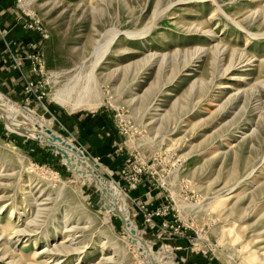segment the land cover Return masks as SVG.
Instances as JSON below:
<instances>
[{"label":"rangeland","instance_id":"1","mask_svg":"<svg viewBox=\"0 0 264 264\" xmlns=\"http://www.w3.org/2000/svg\"><path fill=\"white\" fill-rule=\"evenodd\" d=\"M15 2L21 28L25 11L47 38L33 32L38 41L26 49L33 78L16 60L7 66L23 94L0 85V96L26 113L23 121L6 113L92 161L158 264H264V0ZM32 53L43 56L41 75ZM29 81L37 87L27 94ZM64 90L65 105L55 99ZM94 128L112 138L111 151ZM132 164L143 177L129 187L121 173ZM100 196L54 148L0 120V264H42L68 235L65 245L78 250L58 264L79 256L78 264H144L116 213L104 221ZM164 207L165 216L144 222L142 212ZM11 211L23 234L7 227Z\"/></svg>","mask_w":264,"mask_h":264},{"label":"bare ground","instance_id":"2","mask_svg":"<svg viewBox=\"0 0 264 264\" xmlns=\"http://www.w3.org/2000/svg\"><path fill=\"white\" fill-rule=\"evenodd\" d=\"M255 12H259V10H255ZM231 21H233V23L235 25L240 26L239 23L235 22L233 19H231ZM116 34H117L116 31H112L109 33V35L106 39V42L103 46L102 53L99 55V57L96 60L97 63L107 54V52L111 48V46L114 43V40L116 38ZM127 34H129V33H126V35ZM250 36H251V34H250ZM199 58H200V56L197 57V59H199ZM240 63H242V62H240ZM245 65H247V64H245ZM66 94H68V90L59 91L57 94V97L55 99H57L60 103H63V105H65L68 102V99H66L67 98ZM57 100H55V101H57ZM6 109H8V111L9 110L16 111V112L20 111L18 109V106L14 102H12L10 100L3 101L1 99V96H0V111H1L0 114L2 113V115L5 117V120L7 122V127L9 128V130L10 131H17V132L22 133V134H29L32 132H37L35 135L38 138V140L46 143L52 149L54 148L64 158V160L67 161V165L70 168V172H72L73 175H76V179H81L84 182L93 185L98 191L101 192L102 203L106 207L104 221L107 222L109 220V215H111L112 211H114L116 213V215H120L122 217V219L124 220V226H122V228L130 240L132 238L135 240V242L133 243L134 249H135L136 253L138 254V256L142 259L143 263L144 264H158L156 261H154V259H156L155 255H153L150 252L148 246L142 241L141 235L138 233V230H137V227L135 226V223H133L128 218V212L126 211L127 210L126 204L124 202V199L122 198L123 197L122 194L115 188V186L113 185V183L111 181H109L107 178H105L100 173V171L96 168V166L93 164V162L91 164L86 157L85 158L83 157V154L79 149L78 150L81 152V154L76 150L75 146H73L70 143H67L66 141L61 139L59 136L53 135L52 133H50L44 129H40V130L39 129H31L28 126L26 127V126H22V125L16 123L9 116L12 114L8 115L6 113ZM36 127H38V126H36ZM2 208L0 209V212H1ZM8 217H9L8 218L9 220H8L7 227H9L10 230L12 231L11 234L12 235L23 234L24 231L18 230L17 227L12 228L13 224L11 221L14 217V214L12 211H11V213H9ZM131 231H133V234H131ZM69 237H70L69 235L62 237V242H60V246L56 248L54 245L53 249H51V251H50V254H49L50 257H48V260L43 262L42 264H49V263H53V262H54V264H58V262H60L61 255L64 256L66 254L76 252L78 249L65 245L68 241H71V239H69ZM45 240H46L45 242L47 243L48 238H46ZM45 253H46V250H44V249L40 250L39 252L36 253L35 257L40 258ZM79 257L76 259L75 264H78L79 260L81 259ZM50 259H52V261H50ZM102 260H104V256L101 257L100 261H102Z\"/></svg>","mask_w":264,"mask_h":264},{"label":"crops","instance_id":"3","mask_svg":"<svg viewBox=\"0 0 264 264\" xmlns=\"http://www.w3.org/2000/svg\"><path fill=\"white\" fill-rule=\"evenodd\" d=\"M16 13L15 0H0V85L11 90L15 98L23 94L22 79H20L21 77L15 70H11L7 66L16 60L23 67V74L28 78H33L29 72L25 54H27L28 45L38 41V36L35 33L22 30L16 20ZM4 59H7V61ZM97 124L99 126L98 121H96ZM93 134L96 135L95 140L100 142V144L105 143L107 145L109 143V151H111L113 146L110 145L112 143L110 136H102L97 128H94Z\"/></svg>","mask_w":264,"mask_h":264},{"label":"built area","instance_id":"4","mask_svg":"<svg viewBox=\"0 0 264 264\" xmlns=\"http://www.w3.org/2000/svg\"><path fill=\"white\" fill-rule=\"evenodd\" d=\"M20 1V0H19ZM23 19L20 16V20H23L24 23H22V30L26 31V32H35L36 34L40 35L42 38L46 39L47 35L43 29L42 24L37 21L32 19V16H30L29 13L23 11ZM25 18H27L28 20H26ZM27 59L30 63L31 66V71L36 75H41L43 70H44V61H43V56L42 54L39 53H32L29 54L27 56ZM16 65V64H13ZM13 68L15 69V66H13ZM37 87V84H34V82L29 81L26 82V84L24 85V91L27 94H30L34 91V88ZM97 162V160H95ZM143 177V168L138 166V165H130L127 169H125L122 173H121V179L122 181L127 184L129 187H132L136 184H138L141 180V178ZM163 186V185H162ZM168 211V207H164L161 209H155L153 211H146V212H142L143 216H144V222L146 224H151L152 220L154 218H161L163 216H165L167 214ZM163 227H167L164 223L162 224ZM177 228L179 229V227H175L173 228L172 232H168V234H172V235H177L176 233L178 232ZM165 231V230H164ZM167 232V231H165Z\"/></svg>","mask_w":264,"mask_h":264},{"label":"water","instance_id":"5","mask_svg":"<svg viewBox=\"0 0 264 264\" xmlns=\"http://www.w3.org/2000/svg\"><path fill=\"white\" fill-rule=\"evenodd\" d=\"M1 99H2L3 101H7V100H8V98H7L6 96L2 95V94H1ZM0 112H1V111H0ZM22 113L25 114L26 111H25L23 108H20V112H18V113H16V114L14 115V118H15L16 121H23L24 116H23ZM0 120H1V122L4 124L5 129H6L9 133H13V134H16V135H18V136H22V137H25V138H28V139H36V140H38V138H37L36 135H35L37 132H32V133H29V134H22V133H19V132H17V131H10L9 128L7 127V122H6V120H5V117L2 115V113L0 114ZM26 121H27V120H26ZM76 150L81 154V152H80L77 148H76ZM89 162L92 164V161L89 160ZM117 217L120 219L122 226H124V220L122 219V217H121L120 215H117ZM131 234H133V231H131ZM131 241H132L133 243L135 242V240H134L133 238L131 239Z\"/></svg>","mask_w":264,"mask_h":264}]
</instances>
